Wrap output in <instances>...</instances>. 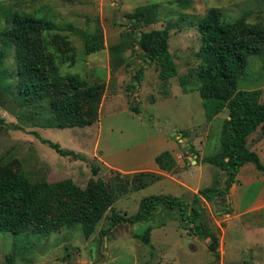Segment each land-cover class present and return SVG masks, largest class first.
<instances>
[{
	"label": "rangeland",
	"instance_id": "374dc122",
	"mask_svg": "<svg viewBox=\"0 0 264 264\" xmlns=\"http://www.w3.org/2000/svg\"><path fill=\"white\" fill-rule=\"evenodd\" d=\"M150 6L155 7L156 18L147 22ZM211 7L221 10L223 22L244 18L264 25V0H0L1 28L13 12L50 18L53 28L39 37L51 52L56 70L61 75L77 73L102 91L97 120L65 128L43 127L41 123L50 116L45 104L35 113L21 107L10 92L1 94L0 166L22 172L33 182L69 178L81 188L89 178H101L114 195L111 206L125 216L137 211L144 196L164 193L190 202L200 188L223 187L226 173L203 158L221 153L222 120L228 110L208 121L195 83L201 42L197 22ZM138 8L146 13L135 27L130 15ZM164 27L169 29L168 49L177 68V74L166 80L158 77L159 64L144 57L135 36ZM99 32L104 48L87 53L86 41H95ZM263 63L264 50L248 55L244 74L237 81L239 89H261L262 103ZM6 64L11 69L9 58ZM110 104L114 108L106 111ZM162 137L180 161L170 172L174 177L167 174L140 187L146 179L140 168L153 166L154 156L167 149ZM41 138L58 142L84 159L61 156ZM257 152L264 164V149ZM106 163L135 171H119ZM93 165L99 167L96 175ZM246 165L255 174L260 172L252 163ZM253 171L243 170L241 177L246 178L241 184H232L224 196L203 202L204 217L219 235L218 264H264V200L259 203L256 198L263 196L264 182L254 178ZM164 208L161 205L147 223L121 222L103 235L101 230L111 223L110 209L90 234L79 223L39 233L0 232V264L210 262L208 240L183 229ZM146 224L153 226L149 245L133 235Z\"/></svg>",
	"mask_w": 264,
	"mask_h": 264
},
{
	"label": "trees",
	"instance_id": "16d2710c",
	"mask_svg": "<svg viewBox=\"0 0 264 264\" xmlns=\"http://www.w3.org/2000/svg\"><path fill=\"white\" fill-rule=\"evenodd\" d=\"M148 9L150 19L147 22H152L156 18L155 7ZM145 13L144 8H138L130 15L131 24L137 27ZM6 20L7 26L0 27V96L10 92L21 107H29L35 113H40L39 107L45 104L50 116L41 123L43 127H84L95 122L102 91L88 84L77 73L61 75L55 68L44 39L39 37L40 33L53 28V21L45 15L36 16L27 12H13ZM197 30L201 42L197 51L200 64L195 83L205 117L210 121L223 109L228 110L227 117L222 120L221 153L206 156L203 161L220 167L226 173L225 185L221 188H200L190 202L164 193L144 196L139 201L137 211L125 216L111 206L114 195L101 178H89L86 187L81 188L69 178L33 182L22 172L0 166V232L13 235L39 233L79 223L85 234H90L105 211L110 209L111 223L101 230L103 235L121 222L132 224L148 221L162 205L181 222L183 229L201 239H208L207 248L213 259L206 264H218L219 235L204 217L203 202L224 196L233 183H239L236 174L246 162H252L264 173V164L258 154L247 146L248 136L258 127L264 137L261 89H239L237 86L238 79L244 74L248 55L264 50V25L248 22L244 18L223 22L221 10L211 7L198 20ZM140 32V38L138 34L135 35L136 43L144 57L159 64L158 77L166 80L176 75V64L168 49L169 29L164 27ZM96 36L95 41H86L87 53L104 48L101 33ZM8 58L11 69L6 64ZM120 60L123 61V58ZM262 66L264 70V63ZM129 107L139 112L137 107ZM41 141L61 156L84 159L80 153L62 148L58 142L43 138ZM154 159L162 170L170 171L176 165L168 150L161 151ZM91 170L96 175L99 167L93 165ZM139 173L146 176L140 187L161 177V174L151 171ZM51 213L56 215L49 217ZM152 228L148 224L133 235L149 245Z\"/></svg>",
	"mask_w": 264,
	"mask_h": 264
},
{
	"label": "crops",
	"instance_id": "0c3cea01",
	"mask_svg": "<svg viewBox=\"0 0 264 264\" xmlns=\"http://www.w3.org/2000/svg\"><path fill=\"white\" fill-rule=\"evenodd\" d=\"M114 105L113 104H110L107 108H106V111L107 110H111V108L113 109L114 107H113ZM102 110V108L100 109L99 108V112ZM100 115V114H99ZM218 115V114H217ZM216 115V116H217ZM100 117V116H99ZM215 117V116H214ZM227 117V115L225 116V118ZM213 119V118H212ZM212 119L210 120L211 122H212ZM210 122V123H211ZM258 130V128L253 132V133H251V135H249L248 136V138H247V146H248V148L250 149V150H252V151H255L257 154H258V150L260 151V150H263L264 148H262V147H264V137L261 135V132ZM257 133H260V134H257ZM258 135H260V136H258ZM162 140L165 142V147L167 148V149H165V150H168L169 152H171V154H172V156L174 157V161H175V163H176V165L177 164H179L180 163V161L178 160V159H176V157L174 156V153L172 152V150L170 149V144H169V142H167V141H165L164 139H163V137H162ZM156 156V155H155ZM155 156H154V158H155ZM260 158V157H259ZM177 161V162H176ZM209 163V162H208ZM247 163H252V162H246V163H244L240 168H239V170H238V172H237V174H236V179L239 181V183H233V184H241V182H243L242 181V179H244V178H246V177H241V175H242V171L243 170H245V169H248L250 172H252L253 171V167L252 166H250V165H246ZM253 164V163H252ZM106 165L107 166H109V167H111V168H115V169H117V170H119V171H130V170H132V171H135V170H133L132 168L131 169H129V168H126V167H120V166H117V165H110V164H107L106 163ZM175 165V166H176ZM254 165V164H253ZM254 167H255V165H254ZM256 168V167H255ZM140 169H142V170H140V171H148V170H146V169H149V171H151V172H156V173H159V174H161V177H163L164 175H167L168 174V176L170 175V177H174L173 175H171L170 174V172L171 171H173L174 169H172V170H170V171H166V170H162V169H160L159 167H158V165H157V163L155 162V159H154V164H153V166H144V167H141ZM257 169V168H256ZM182 171H183V169L182 170H180V171H178V172H180V174L182 173ZM258 171H260V170H258ZM252 174H255L254 173V171H253V173ZM176 175H178V173L176 174ZM261 175V176H260ZM253 176H255L254 178H256V179H260V180H262L263 182H264V173L263 172H258V175H257V173L255 174V175H253ZM253 179V177H251V179H249L250 181ZM180 182V181H179ZM249 182V181H248ZM261 197L259 198V197H256L257 198V202H262V200H264V194H263V196L262 195H260ZM154 216V215H153ZM152 219V218H151ZM151 219H149L148 221H140V222H149ZM146 225H148V224H146ZM145 225V226H146ZM151 225V224H150ZM207 239V238H206ZM208 240V239H207Z\"/></svg>",
	"mask_w": 264,
	"mask_h": 264
},
{
	"label": "water",
	"instance_id": "95a60500",
	"mask_svg": "<svg viewBox=\"0 0 264 264\" xmlns=\"http://www.w3.org/2000/svg\"><path fill=\"white\" fill-rule=\"evenodd\" d=\"M137 34H138V36H139V38H140L141 32H137Z\"/></svg>",
	"mask_w": 264,
	"mask_h": 264
}]
</instances>
